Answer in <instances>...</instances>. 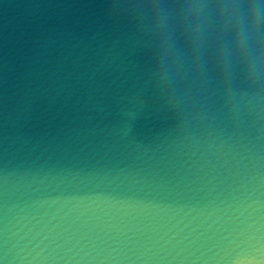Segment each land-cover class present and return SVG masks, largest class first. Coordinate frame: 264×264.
Wrapping results in <instances>:
<instances>
[{
	"label": "clouds",
	"instance_id": "9594fccd",
	"mask_svg": "<svg viewBox=\"0 0 264 264\" xmlns=\"http://www.w3.org/2000/svg\"><path fill=\"white\" fill-rule=\"evenodd\" d=\"M0 264H264V0H0Z\"/></svg>",
	"mask_w": 264,
	"mask_h": 264
}]
</instances>
